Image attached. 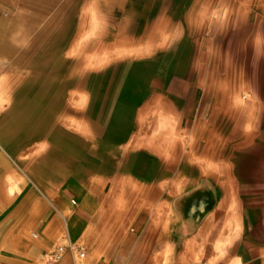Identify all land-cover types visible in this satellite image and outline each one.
Masks as SVG:
<instances>
[{"label": "rangeland", "instance_id": "374dc122", "mask_svg": "<svg viewBox=\"0 0 264 264\" xmlns=\"http://www.w3.org/2000/svg\"><path fill=\"white\" fill-rule=\"evenodd\" d=\"M0 12L12 17L0 108L30 76L18 102L65 121L86 86L95 121L155 154L159 194L121 196L126 236L136 223L154 236L145 257L159 238L147 264H264V0H0Z\"/></svg>", "mask_w": 264, "mask_h": 264}, {"label": "crops", "instance_id": "0c3cea01", "mask_svg": "<svg viewBox=\"0 0 264 264\" xmlns=\"http://www.w3.org/2000/svg\"><path fill=\"white\" fill-rule=\"evenodd\" d=\"M27 15L21 18L27 20ZM11 20L0 14L3 53L7 50L4 31L10 29ZM3 71L0 66V78ZM33 81L25 76L13 83L6 106L0 108V264H44L46 251L68 241L79 244L85 257L68 251L60 264H147L155 260L159 238L150 257H145L154 236L148 239L137 223V232L126 236V209L121 198L136 196V190L159 194L157 186L164 178L158 176L156 158L147 156L155 154L142 155L136 132L129 135L125 129L111 135L103 113H98L95 121L93 93L86 86L80 90L85 93L83 108L79 111L70 103L78 113L66 122L64 115L52 107L39 108L34 100L28 99L22 107L18 100L30 96ZM3 85L0 82L2 94L6 90ZM78 90L75 85L70 91L78 98ZM77 98L71 97L70 102ZM101 102L99 110L104 109V99ZM170 133L168 136L173 135Z\"/></svg>", "mask_w": 264, "mask_h": 264}, {"label": "built area", "instance_id": "2783aa9c", "mask_svg": "<svg viewBox=\"0 0 264 264\" xmlns=\"http://www.w3.org/2000/svg\"><path fill=\"white\" fill-rule=\"evenodd\" d=\"M68 251L72 252L73 254H77L81 259L85 257V251L81 249L79 244L68 241L58 245L52 250L46 251L43 254V263L60 264Z\"/></svg>", "mask_w": 264, "mask_h": 264}, {"label": "bare ground", "instance_id": "6f19581e", "mask_svg": "<svg viewBox=\"0 0 264 264\" xmlns=\"http://www.w3.org/2000/svg\"><path fill=\"white\" fill-rule=\"evenodd\" d=\"M242 83V82H241ZM237 88V87H236ZM239 90V89H238ZM218 93V92H217ZM236 95H237V93H236ZM222 96V95H221ZM240 97V96H239ZM233 98H235L234 97V95H233ZM221 99V98H220ZM237 101V100H236ZM239 102H240V100H239ZM220 103V102H219ZM242 103V102H241ZM231 105V104H230ZM227 107V106H226ZM230 113V112H229ZM228 119V118H227ZM232 120V119H231ZM249 127H250V125H248ZM248 126H247V128H248Z\"/></svg>", "mask_w": 264, "mask_h": 264}]
</instances>
